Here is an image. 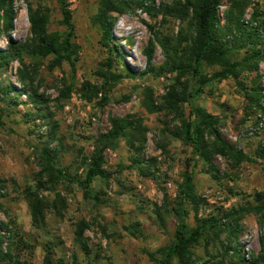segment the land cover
Here are the masks:
<instances>
[{
	"label": "rangeland",
	"instance_id": "rangeland-1",
	"mask_svg": "<svg viewBox=\"0 0 264 264\" xmlns=\"http://www.w3.org/2000/svg\"><path fill=\"white\" fill-rule=\"evenodd\" d=\"M34 8L46 7L50 15L49 32L65 31L55 0H28ZM178 0H151L153 8L169 5ZM74 25V44L78 47L75 71L67 64L51 69V58L25 63L34 72L33 88L48 101L51 119L46 121L36 115V107L26 95L10 94L14 100L0 96V186L2 188L3 212L0 224L15 223V240L19 242L20 256L30 264H42L45 247L54 251L55 264H154L147 253L168 245L174 238L176 221L173 209L177 201V185L185 173L193 174L192 187L200 201L198 217H215L222 224L234 226L223 218L231 209L248 207L253 196L264 190V157L257 154L264 144V63L255 74L243 73L238 80L228 79L204 86L197 104L210 115L220 119L219 131L233 149L241 151L248 161L233 168L228 161L215 157L214 165L220 178L214 180L207 172L208 166L194 160L191 149L171 138L166 129L172 131L188 120V104L183 106L184 115L176 118L164 111L149 113L146 105L153 100L161 107L163 97L177 74H148L140 78L146 66L142 54L152 38L150 29L172 38L178 32L179 22L163 19L149 10L131 9L116 18L112 31L114 42L124 53L125 65L116 62L112 71L124 75V66L135 75L111 88L106 95H98L92 103L81 100L78 89L84 82L101 84L100 69L104 68L110 53L102 45V32L93 18L98 9V0H68ZM225 0L219 15L225 10ZM264 11V6L261 7ZM251 9L246 12L249 19ZM13 30L9 34L13 42H25L30 37L25 0L13 4ZM7 42L0 36V51L7 50ZM112 46H110L111 48ZM164 57L159 47L153 56V64L159 67ZM0 68V85L10 82L20 90L15 71ZM105 69V68H104ZM216 68H203V76H210ZM184 80V79H182ZM73 85L69 100L57 102L63 85ZM259 85V103L252 102L251 89ZM196 85H188L187 91H195ZM4 97V96H3ZM17 101V104H13ZM140 120L146 129L143 156L147 160L140 168L134 166V155L124 140H120L116 151H106L104 169L110 174L108 181L96 179L85 198L84 192L75 185L60 182L55 193L62 203L56 210L44 212L45 222L41 229L31 224L25 193L35 191L37 174L40 172L38 152L48 141V131L55 126L56 136L49 143L55 152L57 164L68 173L83 179L86 159L93 151V141L106 133L109 118ZM166 148V151H165ZM49 204H54L55 193L42 190ZM97 197L98 200H94ZM187 223L195 226L194 212ZM85 221L89 229L84 233V252L74 243L76 225ZM240 234L236 241L247 260L259 252V238L264 237L253 215L239 221ZM207 247L197 248L200 259L207 254H220V242L227 241V232L222 230L219 238ZM8 241H3V249ZM17 253V252H14ZM231 254V252H230ZM61 262V263H59Z\"/></svg>",
	"mask_w": 264,
	"mask_h": 264
},
{
	"label": "trees",
	"instance_id": "trees-1",
	"mask_svg": "<svg viewBox=\"0 0 264 264\" xmlns=\"http://www.w3.org/2000/svg\"><path fill=\"white\" fill-rule=\"evenodd\" d=\"M16 0H0V36L7 42V50L0 51V68L12 70L14 63L18 64L15 71L16 81L20 90L12 87L10 82L0 85V96L4 100L14 101L10 94L19 97L26 95L36 107V115L46 121L51 119L48 101L33 88L34 72L25 63V58L46 60L51 58L50 68H59L67 64L71 71H75L78 47L74 44V25L68 0H55L60 16L61 26L65 31L49 32L50 15L46 7L34 8L25 0L30 37L25 42H13L10 33L13 30V4ZM80 1V0H79ZM85 1V0H81ZM151 0H98V9L93 18L94 24L99 26L102 35V45L108 49L110 55L100 69L101 84L92 85L84 82L78 89L81 100L92 103L98 95H103L106 104V95L113 86L120 84L123 79H133L136 75L124 66V75L115 74L112 69L116 62L125 65L124 53L115 44L112 31L115 30L116 18L123 16L131 9L149 10L158 13L163 19H175L179 22V29L175 37L168 38L150 29L152 38L143 51L146 59L144 71L140 78L148 74H177L175 81L169 85L166 95L162 98L161 107L151 100L146 108L149 113L164 111L167 115L180 118L184 115L183 106L188 104L190 117L182 120L169 132L172 139L179 141L191 149L194 160L202 161L208 166L207 172L214 180L220 178V173L213 164L215 157H221L236 168L248 161L241 151L233 149L222 138L219 125L220 119L210 115L197 102L204 86L228 79L238 80L243 73L255 74L261 63H264V0H225V10L219 15L224 0H178L160 8L148 5ZM251 9L248 20L244 16ZM110 46H112L110 48ZM159 47L164 62L156 67L153 56ZM216 68L212 75L203 76V68ZM184 79V80H182ZM188 85H196L195 91H187ZM73 85H63L57 102L69 100ZM260 87L251 89L252 102L259 103ZM4 96V97H3ZM13 104H17L15 101ZM55 126L48 131V141L41 150H37L40 172L37 174L36 190H28L25 199L28 204L31 224L35 229H41L45 222L44 212L50 208L56 210L58 203L63 201L56 186L60 182L75 185L90 199L92 184L96 179L108 181L110 174L104 169L106 151H116L120 140H124L132 151L133 163L136 168L147 162L143 156V147L146 143V129L142 122L136 119L109 118V130L99 134L93 141L92 153L84 159L86 170L83 179L75 178L66 168L57 164L55 152L49 143L56 136ZM166 151V148H165ZM257 155L264 157V144ZM193 174L185 173L182 182L177 185L176 207L173 215L176 221L173 240L166 246L147 253L150 262L154 264H264V237L259 238V252L256 256L246 259L242 248L236 241L240 234L239 221L246 216L253 215L261 228L264 227V190L253 196V204L248 207L231 209L223 214V218L232 221L234 226L222 224L215 217H198L200 201L197 200L193 187ZM48 188L55 193L54 204H49L42 197V190ZM2 188L0 186V199ZM94 200L99 199L94 197ZM194 212L195 226L190 227L187 218L190 211ZM0 202V212H3ZM15 223L0 224V264H30L28 259L20 256L19 242L15 240ZM89 229L85 221L76 225L74 243L86 252L84 233ZM222 230L227 232V241L220 242V254H207L206 259H200L196 250L207 247L213 241L211 237L219 238ZM8 243L3 249V241ZM17 252V253H14ZM231 252V254H230ZM54 251L45 247L42 264H55ZM61 263V262H59Z\"/></svg>",
	"mask_w": 264,
	"mask_h": 264
},
{
	"label": "built area",
	"instance_id": "built-area-1",
	"mask_svg": "<svg viewBox=\"0 0 264 264\" xmlns=\"http://www.w3.org/2000/svg\"><path fill=\"white\" fill-rule=\"evenodd\" d=\"M246 255V254H245ZM246 259H247V257H246Z\"/></svg>",
	"mask_w": 264,
	"mask_h": 264
}]
</instances>
